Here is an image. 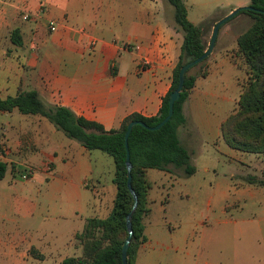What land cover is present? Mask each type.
<instances>
[{"label":"crops","instance_id":"crops-1","mask_svg":"<svg viewBox=\"0 0 264 264\" xmlns=\"http://www.w3.org/2000/svg\"><path fill=\"white\" fill-rule=\"evenodd\" d=\"M184 1L191 7L200 3L202 12L226 9L227 13L250 2L224 0L222 5L211 4L219 0ZM50 22L55 30L49 29ZM236 38L230 46H219L215 41L212 53L197 70L204 74L196 78L183 103L185 122L178 127L177 134L191 155L196 118L205 112V106L211 103V111L222 114L214 129L206 118L211 137L219 140L221 122L236 107L246 76L230 59ZM181 42L182 33L175 27L173 7L166 0H0V96L35 90L44 104L68 107L75 114L102 124L106 130L117 128L132 113L145 117L157 114L163 96L170 89ZM227 85L231 86L230 94H220ZM228 105L231 110L223 109ZM15 112L18 111H0L5 114L0 120L1 141L13 149L21 147L20 151L12 152L18 164L30 163L29 158L38 157L33 160L38 164V168L32 164L34 172L38 169L41 179L49 176L56 189L68 195L76 222L65 228L61 243H53L42 234L32 236L7 217L10 196L5 187H0V264H60L64 258L81 252L74 235L93 216L83 214L85 206L89 209L92 206L93 213L102 207V198L91 204L86 197L89 183L85 179L93 177L96 181L93 192L100 189L103 195L110 184L115 186L113 161L109 163L104 155L95 153L99 150H87L61 135L60 129L47 124L44 117L33 115L35 129L29 130L21 122L15 126L10 121ZM28 146H36L37 155H25ZM93 156L99 159L95 168ZM46 165L51 166L50 172H46ZM168 168L146 171L150 190L156 180L171 173L172 167ZM15 176L12 174L10 179L13 183ZM18 208L36 216V204L18 200ZM33 228L35 232L41 228L36 219ZM146 241L147 238L142 244Z\"/></svg>","mask_w":264,"mask_h":264},{"label":"rangeland","instance_id":"rangeland-1","mask_svg":"<svg viewBox=\"0 0 264 264\" xmlns=\"http://www.w3.org/2000/svg\"><path fill=\"white\" fill-rule=\"evenodd\" d=\"M216 2L225 4L224 0L211 4ZM199 5L186 6L188 18L193 23L208 20L214 25V20L218 21L228 14L226 9H204L202 12ZM251 23L252 19L247 13H236L219 27L216 45L230 46ZM213 27L207 39L211 38ZM198 69L192 67L190 72L195 73ZM230 87L227 85L225 90L219 91L220 94L229 95ZM212 106L211 103L207 104L205 112L196 118L190 159L194 172L187 175L182 168L172 167L171 173L161 176L148 190L149 211L143 219L147 241L139 247L138 264H264V155L243 153L230 148L221 139L212 138L206 118H209L214 129L215 121L222 116L211 111ZM230 108L231 105H228L223 109ZM4 115L0 114V120ZM34 117L15 112L10 121L15 126L21 122L23 127L28 126L31 130L34 128ZM45 121L52 123L48 119ZM59 131L68 137L62 130ZM0 142L3 143L1 139ZM6 146L8 151L2 159L8 163V169L0 181V187H5L6 194L10 196L7 217L12 224L19 223L25 227L32 236L42 234L53 243H61L66 234L65 228L71 222H76L70 211L69 204L72 202L64 191L56 189V183L51 182L49 176L41 179L38 169L33 172V178H22L28 167L34 169L35 165L38 168L37 161H33L38 157L35 156L33 160L29 158L27 162L30 163L22 161L18 164L12 152L20 151L21 147L13 149ZM36 149V146H28L24 153L27 156L37 155ZM95 153L104 155L109 163L112 161L107 154ZM92 160L94 168L97 167L99 159L93 156ZM14 173L15 183L10 180ZM85 182L89 183L86 197L91 199V204L94 201L97 203L100 198L103 202L97 213H93L92 206L90 209L85 206L83 214L106 217L112 206L115 186L109 183L111 186L105 188L102 195L100 189L97 193L93 192L92 185H96L93 177L86 178ZM18 200L36 204V216L20 210ZM34 219L41 224L37 232L33 228Z\"/></svg>","mask_w":264,"mask_h":264},{"label":"trees","instance_id":"trees-1","mask_svg":"<svg viewBox=\"0 0 264 264\" xmlns=\"http://www.w3.org/2000/svg\"><path fill=\"white\" fill-rule=\"evenodd\" d=\"M166 1L173 7L175 27L182 33V42L172 70L170 89L163 96L156 115L145 117L132 113L123 118L117 128L106 130L102 124L79 116L68 107L44 104L35 90H20L15 95L0 96L1 112L15 109L21 114L44 117L87 150H99L112 158V181L116 191L111 209L104 218L92 216L86 219L81 231L74 235L75 244L81 249L80 254L66 257L60 264H123L121 247L128 235L126 216L134 201L126 184L124 133L127 124L132 120H141L154 126L164 119L168 113L169 94L178 84L180 67L207 49L210 42L207 35L214 26L208 20L198 24L190 21L184 0ZM249 5L254 9L238 13H247L252 23L237 36L236 45L230 51L231 61L244 70L246 76L235 109L221 122L220 135L230 148L258 156L264 155V0H250ZM207 58L193 68L201 67ZM190 70L185 74L180 97L174 102L170 119L154 130L135 124L128 137L131 185L138 203L131 217L133 234L127 250V264H135L138 249L146 240L143 219L149 211L147 193L150 187L146 171L168 170L171 166L182 168L187 175H191L195 170L190 162L191 153L180 143L177 134L178 127L185 122L183 103L193 89L196 78L204 74L199 71L191 73ZM7 169L8 163L0 159V180Z\"/></svg>","mask_w":264,"mask_h":264},{"label":"water","instance_id":"water-1","mask_svg":"<svg viewBox=\"0 0 264 264\" xmlns=\"http://www.w3.org/2000/svg\"><path fill=\"white\" fill-rule=\"evenodd\" d=\"M252 9H254V8L249 4L244 5V6H240V7H236L233 10H231L225 17H223L222 19L215 22L214 27H213V31L211 34L210 42H209L207 49L199 57L184 63L180 67L179 72H178V84H177V87L169 94V97H168V113L162 121H160L158 124H156L154 126H149L141 120H132L127 124V128H126L125 133H124V144H125V148H126L125 164H126V169H127L126 184H127L129 191L131 192V194L133 196L134 201H133V205H132L131 210L128 212V214L126 216V229H127L128 235H127L126 239L124 240V242L122 243V247H121V259H122L123 264H127V250L129 248L131 237L133 234L131 217H132V214L134 213V211L137 207V203H138L137 194L135 193V191L131 185L132 163L130 161V152H129V148H128V137H129V134H130L133 126L135 124H140L147 129L154 130V129L160 128L165 122H167L173 113L174 102L176 100H178L180 97V91L183 87L186 72L189 69H191L193 66H195L196 64L201 62L204 58L208 57L210 55V53H212L214 45H215L216 37L218 34V30H219V27L221 26V24H223L225 21H227L229 18H231L232 16H234L236 13H238L241 10H252Z\"/></svg>","mask_w":264,"mask_h":264},{"label":"built area","instance_id":"built-area-1","mask_svg":"<svg viewBox=\"0 0 264 264\" xmlns=\"http://www.w3.org/2000/svg\"><path fill=\"white\" fill-rule=\"evenodd\" d=\"M55 25L53 24V22H50L49 23V29L50 30H55ZM94 43H95V41L94 40H92L91 41V45H94ZM145 62H147V61H145ZM8 147L6 146V144L5 143H1V145H0V159L1 160H3L2 158L5 156L4 154L8 151V149H7ZM46 172H50L51 171V167H50V165H46ZM28 169V170H27ZM26 170L27 171H25V173H23L21 176H22V178H25V179H28V178H30L31 176H32V174H33V172H34V169H32L31 167H28Z\"/></svg>","mask_w":264,"mask_h":264}]
</instances>
